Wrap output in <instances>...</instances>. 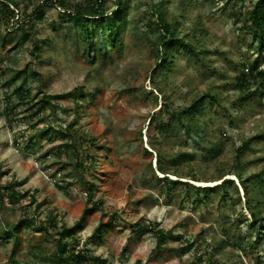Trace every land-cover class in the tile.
Listing matches in <instances>:
<instances>
[{
  "label": "rangeland",
  "instance_id": "rangeland-1",
  "mask_svg": "<svg viewBox=\"0 0 264 264\" xmlns=\"http://www.w3.org/2000/svg\"><path fill=\"white\" fill-rule=\"evenodd\" d=\"M3 1L0 264H65L57 231L85 208L75 264H264V48L247 21L257 0H122L119 33L117 0H105L89 45L63 14L93 0ZM204 95L188 122L181 112ZM137 224L173 235L155 251Z\"/></svg>",
  "mask_w": 264,
  "mask_h": 264
},
{
  "label": "trees",
  "instance_id": "trees-1",
  "mask_svg": "<svg viewBox=\"0 0 264 264\" xmlns=\"http://www.w3.org/2000/svg\"><path fill=\"white\" fill-rule=\"evenodd\" d=\"M1 2H3V5H5L6 9H9L8 4H6V1L0 0ZM92 1V0H91ZM95 5H91V7L85 8L83 10H79L77 12L75 11H69L67 13L64 12V16H66L68 19L67 20H73L75 21L77 24H82L83 26H85L84 28V32L83 35L87 36V40L86 43L89 45L91 43V35L93 34V29H89V24H94V26H99L102 23L105 24L107 18L105 17L102 9H103V5H104V1L105 0H93ZM92 1V3H93ZM117 4L119 5L118 7V11L117 14H115V18H114V25H116L117 30L119 33V23H121L122 17L124 15V10H123V3L122 0H117ZM41 8H36L34 9L33 13L30 15H27V23L30 24L31 27L34 26V24H32L33 21H35V19H40V11ZM34 14V17H33ZM247 21L250 24V27L253 29V35L257 41V43L259 44V46L261 48H264V0H257V3L254 5L253 9L249 12V16L247 18ZM113 23V22H112ZM172 26H170V24H164V28L165 30L170 33V36H172V41L174 40V34L175 32H171L170 28ZM113 29V28H112ZM29 35L25 32V37H28ZM118 37V36H117ZM116 39V38H115ZM189 46L191 47V45L189 44ZM170 47V45H169ZM169 47L167 50H169ZM36 49H38V46H36ZM99 53H102V51L100 50ZM161 56L163 57V64L167 63V57L168 54L165 51L164 53L161 54ZM22 73V71L17 72L16 76ZM32 74H36V72H31ZM259 75V92L260 95L262 97H264V70H262L261 72L257 73ZM20 90H18L19 92ZM91 95V93L89 94ZM78 96H83V92L82 91H78L75 92L74 97H78ZM210 95H204L202 96L200 99H196L194 100L187 109H184L181 113L183 117H189L188 118V122H191V120H194L195 118V114L199 113V115H201V112L199 111V105L201 102H203V99L205 97H208ZM212 98V96H210ZM43 103H48L47 100H42ZM181 116V119L183 118ZM188 129H191L188 127ZM51 131H55L53 128H47L44 131L41 132L42 135L47 134L48 132ZM95 143L91 142V145H94ZM68 145V143L66 144ZM258 177V176H257ZM168 180L165 177H162V180ZM169 181V180H168ZM224 182V181H223ZM174 184H176L177 182L173 181ZM254 183H256L258 187L261 188L264 187V180H261L259 178L256 179V181H254ZM259 183V184H258ZM244 187L247 188L245 186ZM250 201V200H249ZM255 206H253L254 208ZM252 209V208H250ZM88 213V208H85L84 210V214L82 216V218L75 223L73 226L71 227H63L61 230L57 231V234L59 235L58 241H57V248H56V256L58 257V260L65 263V264H75V263H80V259H82L84 256L80 253H75L73 251V249L71 248V246H74L76 244V240L73 239V237L75 236V234L77 233V231H79L80 229H82L84 227V221H85V217L86 214ZM261 220L262 218L259 219H254V222L260 224V226H262L263 224H261ZM137 228H135L133 231L134 232H151L156 240H157V245L156 248L154 249L155 251L157 250V248H160L162 245H164L168 239V237H170L172 234L171 231H165L164 229L160 228V229H156L155 227H152L150 225H146V224H137L136 225ZM18 227V226H17ZM12 228L11 230H9L10 232H12V234L18 233V228ZM108 224L106 223H100L97 228L95 229L94 233L96 235H103V231L105 229H107ZM17 228V229H16ZM17 238V235H16ZM68 239H73V241H71L69 243V241H67ZM18 240V239H17ZM91 263L95 262V264H103L106 262V260H102L99 257H93L92 259H90ZM15 264H17V262H15ZM135 264H141V261L138 260L136 261Z\"/></svg>",
  "mask_w": 264,
  "mask_h": 264
},
{
  "label": "bare ground",
  "instance_id": "bare-ground-1",
  "mask_svg": "<svg viewBox=\"0 0 264 264\" xmlns=\"http://www.w3.org/2000/svg\"><path fill=\"white\" fill-rule=\"evenodd\" d=\"M198 184H204L205 186H207V185H216V183H213V182H198Z\"/></svg>",
  "mask_w": 264,
  "mask_h": 264
}]
</instances>
